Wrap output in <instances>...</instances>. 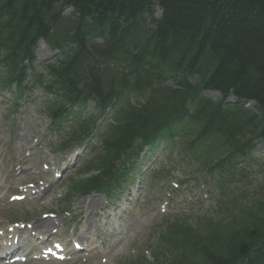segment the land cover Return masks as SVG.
I'll return each mask as SVG.
<instances>
[{"label": "trees", "instance_id": "trees-1", "mask_svg": "<svg viewBox=\"0 0 264 264\" xmlns=\"http://www.w3.org/2000/svg\"><path fill=\"white\" fill-rule=\"evenodd\" d=\"M19 1L4 0L0 6V31L9 34L7 39L0 34V47L11 60L22 51V47L33 43L34 33L47 34L50 19L60 14L55 7L59 1L63 6L74 7L78 16L91 12L105 21L110 20L109 13L118 11L115 5L126 13L143 15L147 11L155 14L156 5L160 6L161 17L152 18V21L156 20L154 38L144 45L155 53L152 57L138 51L131 54L133 57L120 50L102 51V69L93 71L94 91H102L108 83L111 85L106 92H98L100 95L114 93L118 83H127L132 75L133 83L142 86L137 92L140 97L134 104L128 103L123 108L118 123L103 137L98 159L100 172L82 185L85 191L95 189L101 180L112 174L115 163L128 153L130 147L151 140L163 131L164 126L173 125L176 117L187 120L180 125L181 132L188 129L199 140L206 139L210 148L205 150L208 158L210 150L220 155L223 144L243 152L248 150L249 140L246 138L264 137V0ZM94 20L101 27L97 18ZM113 29L107 30L112 32ZM77 32L81 35V28ZM169 40L174 41L177 48L168 47L167 51L156 53L157 48H167ZM190 41L193 46H188ZM202 51L205 64H210H204L211 69L210 74L202 73L198 68L199 60L197 63L193 58ZM136 54L141 55L143 61ZM209 58L218 59L220 66ZM127 59L139 61L128 67L125 74L111 71L113 63ZM142 63L147 71L145 76L135 72ZM165 71L173 74L176 85H163L158 81ZM143 89L146 91H141ZM204 90L220 91L224 97L234 94L240 101L253 100L255 110L252 113L219 107V103L203 95ZM226 165L220 157L211 170L227 172L222 173L221 178L243 176V171L225 169ZM255 205L259 207L256 213L246 210L242 215H235L238 217L236 221L239 217L240 221H233L235 228L231 225L223 235H204L182 221L172 223L160 236L157 249H160L161 258L145 264H264V199H257L250 208ZM243 208L237 198L226 206L231 213Z\"/></svg>", "mask_w": 264, "mask_h": 264}, {"label": "rangeland", "instance_id": "rangeland-1", "mask_svg": "<svg viewBox=\"0 0 264 264\" xmlns=\"http://www.w3.org/2000/svg\"><path fill=\"white\" fill-rule=\"evenodd\" d=\"M2 99L3 96H0V159H3V154H6L5 161L9 165L10 162H15L18 158L24 157L25 146L23 144L31 141L32 137L37 136V134L45 132V129L41 128L44 126L40 125L37 120L28 121L31 122L32 125L25 129H20V126L26 121L25 117L28 115H20V109L22 107L18 106L17 110L14 109V100L6 102ZM27 107L32 112H38L37 108L33 105L29 104ZM29 137L31 140H29ZM42 138L47 148L50 147L49 141L55 139L51 133H49L48 136L44 135ZM42 138H39V141ZM260 146V152L257 154L260 155V158L258 159V164H255L254 169L262 171L264 167V142L261 143ZM159 152V149L155 150L152 157H155ZM41 154L43 156L42 152ZM160 156L161 153L156 156L155 160ZM65 159V157H61L63 163H66ZM81 163L82 161L78 162V165ZM149 164L150 163L146 161L139 162L136 170L132 173L133 175L130 181L134 189H130L129 186H126L122 192L115 194L112 199L107 200L103 195L97 194L85 198L77 197L69 206L67 205L64 198L67 190L65 188L69 185L68 180L73 179V177H77L76 180L84 178L87 174L85 166L83 170L81 169L82 172L77 170L68 173L62 182L51 186V188L38 200L24 201L22 204L17 203L13 208H10L11 210L7 204L0 205V233H7L8 227H14V223L18 221L33 222L35 225L34 229H37L36 223L38 224L39 221L44 220L46 221L45 225L38 226L39 229L48 227L46 228L47 233L56 232L54 233L55 236L68 234L70 235L69 238L65 235L62 238L74 240L75 233H84L82 230L77 229V224L87 225L88 218L92 219L89 225L91 231L90 235L92 236V234L96 235L100 233L98 234L99 240H96L95 236H93V240L90 239L88 241V244L96 247L94 250L70 255L69 259L65 260V262L53 261L51 258L41 257L40 249L34 246L28 247L30 243L33 242V239H31L27 247H25L26 256L24 258L26 261L20 260L14 264H138L144 258L151 259L154 256L153 248L156 246L157 238L161 229L166 226L169 220L166 218L167 213L177 214L178 212L181 215L191 214L192 220L195 221V225L199 227L197 228L199 232L204 229L206 230L207 221L210 219L212 220V218H207L203 213L197 212L200 207L210 208V212L215 209L212 203L215 196L213 187H205L202 183H199V185L196 183L194 186L183 184V177L181 176L183 173L182 170H176L174 173L167 172L162 181L154 180L153 175H155L156 172L153 171L147 174L150 166ZM89 171L90 170H88V172ZM138 183L142 186L137 190L139 198L135 199L134 194L138 187ZM260 184L264 185L263 173H258L256 182L253 186L249 185L245 188L246 192L244 195L247 194L252 196V194L256 193L257 187ZM203 195L205 197L208 195V199H205ZM197 196L203 197L202 202L206 205L205 207L203 204L197 205ZM130 197L133 198L131 202L128 201ZM86 200H90V203L94 202V205L90 207L91 210L86 214V218H83L84 213H81L79 209L83 207ZM111 200H116L118 203L123 202L126 206L131 204L130 207L132 212L130 214H124L122 217L115 208L111 209V211H114L115 217H119L118 221L122 225L121 230L125 233L117 234L116 231H113L114 233H107V230H109L107 228L112 223L109 226L105 225L102 229L101 225L103 226V224L101 223L97 227L94 226V221L100 219V215L105 213L104 207L107 204H112ZM41 206L44 208L39 212ZM246 210L251 213H256L259 207L258 205L251 208L248 206ZM52 213L55 214L54 217H52ZM242 213L243 212H239L235 215H240ZM109 217L112 221V216ZM239 220L240 219L237 221ZM231 223L232 219L229 220L227 225L223 227L221 231L219 230L218 233L230 229L231 225L235 228ZM25 233L27 234V231H25ZM105 233H107V236ZM86 234L89 235L88 233ZM0 239H2L1 236ZM216 240L219 239L217 238ZM70 248H73V246L70 245ZM33 252L34 254H32ZM0 264L6 263L0 262Z\"/></svg>", "mask_w": 264, "mask_h": 264}, {"label": "bare ground", "instance_id": "bare-ground-1", "mask_svg": "<svg viewBox=\"0 0 264 264\" xmlns=\"http://www.w3.org/2000/svg\"><path fill=\"white\" fill-rule=\"evenodd\" d=\"M4 0L0 4V6L3 4ZM24 1H19V3ZM55 3V1H54ZM61 2H57L55 6H60ZM116 11L114 14H110V20L105 21L102 19V17L97 16V14H93L91 12L89 13H82L79 15L77 22H76V14L73 13L69 17H66L65 19L59 20L55 25L58 26H68L70 28H73L74 30H77L81 28V32L86 33L85 35L82 34L81 38L82 40L86 41V49L90 51L88 53L89 56V66L92 68H99L101 67V61H99V57L101 56L102 51H108V53H111L113 50H120L123 51V53L133 54L138 52H143L147 57H152L155 53L150 50V48H145V43L151 42L154 38V31H156V25L154 24L156 20L152 21V18L155 16L152 12H148L143 15L139 14L138 12L132 13H126L127 11H122V8L118 9V5H115ZM156 11L160 9V6L156 5ZM74 9V8H73ZM144 10V9H143ZM155 11V12H156ZM74 12L76 10L74 9ZM97 18L99 24H101V27L96 25L94 20ZM110 22V23H109ZM15 26H18L17 22H14ZM114 28L112 32L107 30L108 28ZM0 34L2 38L7 39L9 38V34L5 31H0ZM67 38V37H66ZM90 39V44L87 42V40ZM101 39L107 40L104 44V47L102 43L99 41ZM198 40H201V37L198 38ZM193 42H188V46H193ZM169 48H177L175 46L174 41H167V48H157L156 53H162L168 50ZM183 47V46H182ZM181 47V49H182ZM95 51H91L94 50ZM184 49V48H183ZM186 49V48H185ZM137 58H141L142 56L139 54H136ZM203 51L201 53H196L193 58H196V62L198 63V60L200 63H198V68L202 70V73L210 74L211 69L206 67L204 57H203ZM136 57V56H135ZM210 59V58H209ZM143 61V59L141 58ZM211 62L215 63V65L220 66L221 62L216 59L214 61L213 59H210ZM205 64V65H204ZM205 66V67H204ZM161 67V66H160ZM217 69H215L216 71Z\"/></svg>", "mask_w": 264, "mask_h": 264}]
</instances>
